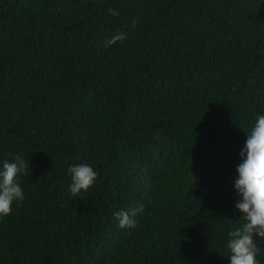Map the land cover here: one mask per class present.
<instances>
[{
  "label": "trees",
  "instance_id": "16d2710c",
  "mask_svg": "<svg viewBox=\"0 0 264 264\" xmlns=\"http://www.w3.org/2000/svg\"><path fill=\"white\" fill-rule=\"evenodd\" d=\"M258 115L264 0H0V170L29 162L0 264H231ZM79 163L99 174L82 198ZM141 203L118 228L114 213Z\"/></svg>",
  "mask_w": 264,
  "mask_h": 264
},
{
  "label": "clouds",
  "instance_id": "9594fccd",
  "mask_svg": "<svg viewBox=\"0 0 264 264\" xmlns=\"http://www.w3.org/2000/svg\"><path fill=\"white\" fill-rule=\"evenodd\" d=\"M112 16L119 13L112 8L108 9ZM137 21L133 19L131 27ZM127 39L123 32L115 33L104 41L103 46L109 48L117 42ZM242 163L237 165L238 176L234 186L239 199L235 207L243 214L242 225L228 233L227 249L231 264H259L257 259L261 249L257 246L254 236L264 238V115H258L251 130L247 133L245 146L240 152ZM29 162L16 155L13 162L5 160L0 170V217L8 216L12 212L13 203L20 204L25 195L21 186L16 182L20 174L26 172ZM68 173L71 177L69 192L72 197H81L87 193L98 179V173L87 163L70 165ZM82 198V197H81ZM144 211L141 203L128 210H119L114 213L117 227L120 229L134 228V217Z\"/></svg>",
  "mask_w": 264,
  "mask_h": 264
}]
</instances>
